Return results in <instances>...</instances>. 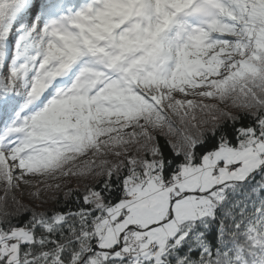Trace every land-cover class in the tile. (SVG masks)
Here are the masks:
<instances>
[{"label":"snow or ice","instance_id":"1","mask_svg":"<svg viewBox=\"0 0 264 264\" xmlns=\"http://www.w3.org/2000/svg\"><path fill=\"white\" fill-rule=\"evenodd\" d=\"M0 264H264V0H0Z\"/></svg>","mask_w":264,"mask_h":264}]
</instances>
